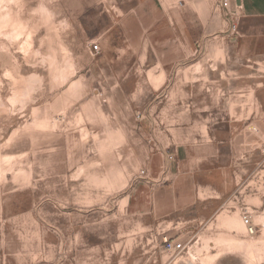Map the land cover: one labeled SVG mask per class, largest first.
Listing matches in <instances>:
<instances>
[{"label": "rangeland", "instance_id": "374dc122", "mask_svg": "<svg viewBox=\"0 0 264 264\" xmlns=\"http://www.w3.org/2000/svg\"><path fill=\"white\" fill-rule=\"evenodd\" d=\"M221 1L0 0L1 259L72 264L86 253L91 264H264L262 57L220 69L238 77L224 93L243 95L239 123L207 136L209 186L222 191L174 219L136 208L154 185L156 100L186 96V87L173 88L176 73L151 72L141 16L174 13L195 36L228 34ZM192 58L211 63L200 51ZM165 237L184 249L166 252Z\"/></svg>", "mask_w": 264, "mask_h": 264}, {"label": "crops", "instance_id": "0c3cea01", "mask_svg": "<svg viewBox=\"0 0 264 264\" xmlns=\"http://www.w3.org/2000/svg\"><path fill=\"white\" fill-rule=\"evenodd\" d=\"M231 2L232 9L239 14L240 29L236 35L210 31L195 36L187 30V22L174 13L172 18L163 14L154 18L141 16L145 44L152 49L150 56L154 59L151 72L161 79L176 73L173 88L186 87V96L156 100L158 125L155 132L151 130L157 137L156 151L149 157L147 166L154 185L139 192L138 210L145 208L158 217L174 219L195 210L222 191L209 186L208 174H214L215 169H206L209 161L206 152L213 148L207 136L229 132V127L240 121L237 102L243 100V95L233 88L224 93L227 86L238 84V77L231 73L242 67L243 61L239 58H249L250 62L264 58V0ZM139 27L136 25L137 33ZM134 33L131 31L130 35ZM224 49L229 51L224 58H231L227 63L220 61ZM199 51L211 63H190L194 53ZM207 65L213 72H209L211 68L207 70ZM222 65L232 70L228 76L221 74ZM200 70L208 73L199 75ZM145 131L151 132L148 126ZM194 135L195 141L189 143L188 137ZM0 264H12V261L0 258ZM72 264H91V261L84 253L83 262Z\"/></svg>", "mask_w": 264, "mask_h": 264}, {"label": "built area", "instance_id": "2783aa9c", "mask_svg": "<svg viewBox=\"0 0 264 264\" xmlns=\"http://www.w3.org/2000/svg\"><path fill=\"white\" fill-rule=\"evenodd\" d=\"M221 7L223 9V11L225 12V15H226V19L230 21L231 23V32L233 35H236L238 34V28H239V14H238V11L237 10H233L232 7H231V0H222L221 1ZM92 50L96 53H98L100 51V47L98 45L96 46H93L92 47ZM263 154H264V146H263ZM170 159H173L172 156H170ZM143 173H145L143 171ZM243 223H245L246 225H249L250 224V218L248 216H245L243 218ZM164 249L166 252H175V253H178L179 251H182L184 249V244L179 242V243H176L174 241H172L171 239L169 238H164Z\"/></svg>", "mask_w": 264, "mask_h": 264}]
</instances>
